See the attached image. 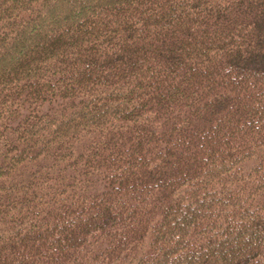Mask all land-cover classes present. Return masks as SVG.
<instances>
[{
	"label": "trees",
	"instance_id": "obj_1",
	"mask_svg": "<svg viewBox=\"0 0 264 264\" xmlns=\"http://www.w3.org/2000/svg\"><path fill=\"white\" fill-rule=\"evenodd\" d=\"M0 264H264V0H0Z\"/></svg>",
	"mask_w": 264,
	"mask_h": 264
}]
</instances>
